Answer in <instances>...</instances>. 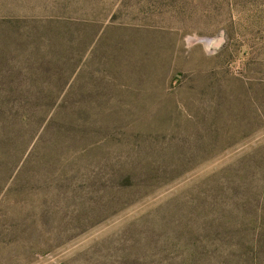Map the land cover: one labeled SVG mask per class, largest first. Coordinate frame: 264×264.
Here are the masks:
<instances>
[{"label": "rangeland", "instance_id": "374dc122", "mask_svg": "<svg viewBox=\"0 0 264 264\" xmlns=\"http://www.w3.org/2000/svg\"><path fill=\"white\" fill-rule=\"evenodd\" d=\"M0 106V264H264V0H0Z\"/></svg>", "mask_w": 264, "mask_h": 264}, {"label": "trees", "instance_id": "16d2710c", "mask_svg": "<svg viewBox=\"0 0 264 264\" xmlns=\"http://www.w3.org/2000/svg\"><path fill=\"white\" fill-rule=\"evenodd\" d=\"M18 109L22 112L23 108L18 107ZM10 110L6 107L0 106V153L6 154L9 150H14L15 152H19L25 147V144L19 141L18 137L15 134V127L10 125ZM262 221L261 225L264 227V219H260Z\"/></svg>", "mask_w": 264, "mask_h": 264}]
</instances>
